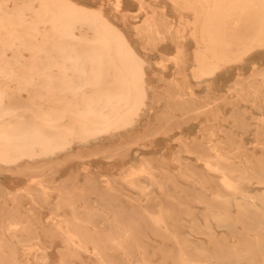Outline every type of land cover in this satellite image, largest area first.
Wrapping results in <instances>:
<instances>
[{
    "label": "bare ground",
    "instance_id": "6f19581e",
    "mask_svg": "<svg viewBox=\"0 0 264 264\" xmlns=\"http://www.w3.org/2000/svg\"><path fill=\"white\" fill-rule=\"evenodd\" d=\"M170 1L192 15L182 29L169 27L164 15L147 13L143 4L146 17L135 27L145 49L170 35L179 43H194L191 53L179 44L174 56L158 63L163 72L170 63L178 68L169 81L157 77L167 83L166 90L154 84L146 54L101 8L71 0H0V175L50 170L35 181V192L29 186L11 192L0 182V197L15 199L24 192L33 204L16 207L7 218L6 231H14L11 239L18 243L12 249L11 239L0 236V264H49L52 246L42 244L38 234L45 230L63 243L56 264H75L82 255L94 258L93 264H264V164L255 172L242 163L247 158L229 155L214 124L202 125L206 132L199 137L177 138L180 148L170 159L178 163L176 172L165 155L130 161L119 180L146 199L145 204L139 198L130 202L134 214L113 212L122 208L114 204L122 193L110 181L99 187L90 177L86 188L55 179L60 163L95 156L89 150L94 143L131 133L160 104L155 127L151 124L145 136L174 128L176 113L189 111L197 97L194 86L212 90L216 78L264 50V0ZM252 70L247 78L238 72L233 86H241L242 97L264 98V68L253 63ZM234 88L229 93L239 89ZM256 99L252 104L261 109L264 101ZM205 111L219 114L208 107L195 118ZM256 127L264 150V125ZM127 146L123 157H129ZM192 156L203 163L204 172ZM210 173L218 175L224 193L220 188L213 192ZM255 180L261 189L251 187ZM182 182L190 188H180ZM170 187L178 194H168ZM192 203L205 205L202 220ZM42 209L54 217L43 222L34 215ZM215 228L233 237L241 228L238 243L214 238ZM200 234L210 237L208 247L194 239ZM152 237L160 241L157 246L150 244ZM17 246L27 248L23 254L33 262L19 260ZM214 258L218 262L210 261Z\"/></svg>",
    "mask_w": 264,
    "mask_h": 264
},
{
    "label": "rangeland",
    "instance_id": "374dc122",
    "mask_svg": "<svg viewBox=\"0 0 264 264\" xmlns=\"http://www.w3.org/2000/svg\"><path fill=\"white\" fill-rule=\"evenodd\" d=\"M71 1L89 8H101L103 12L111 19V21L124 31L128 39L138 50V52L140 54H146L152 64L150 69L151 73L152 75H155V78L153 79L154 84L158 85V87L161 89L165 88L167 90V83L159 82L157 77L163 75L164 79L166 81H169L177 74L178 68L170 63L167 65L166 70L163 72L161 71L158 63H160L162 59L174 56L176 53V48L179 44H183L188 53H191L194 49V43L192 42V40L184 39L181 43H179L178 41L173 39L172 35L168 36V39L156 44L154 47L149 46L147 47V49H145L144 39L135 31V27L141 25L146 17V12L140 11L142 4L145 6V11H147V13L155 11L158 15H164L165 20L168 21V23L170 24L169 27H171L172 29H182L184 26L182 25V23L191 20L192 15L189 11L176 7V5L170 0ZM116 4H119L118 8H116ZM253 63H257L259 67L264 68V50L258 51L250 58H247L246 61L241 64V66H239L240 70L237 69V67H232L227 72L220 75V77L216 78L214 88L212 90H207L205 87L197 88V86H194V92L196 93L198 98L195 97L194 102L189 104V111L176 113V118L173 121L174 123L171 124V126H173L174 128H163L160 129L161 132H159L158 134H151L152 136L150 135L148 137L145 136L146 130L150 128L149 126H151V124H155V116H157V112H161L163 104H160L158 105L156 112L147 114L143 118L142 122L138 125V127L131 133L123 136H114L112 138L104 139L100 142L94 143L89 150H94L95 152H97L95 156L88 157L83 160L69 158L68 161L60 163L54 169V175L56 177L55 179L67 183V186L78 185L85 186L86 188L88 187V185H85V181L90 177L96 183H98L97 185L99 187L103 185L105 186L107 181H110L122 193V196L117 197L116 201L114 200V204L122 208L115 209L113 210V212H121V214L122 212L134 214L136 211L131 209L132 205L130 204V202H132L133 204L134 201L139 198L141 200V203L145 204L146 199L143 196L140 197L137 190L128 186L122 180H119V174L129 169L131 160H136L135 164H137L139 162V158L141 157H158L162 155H165L169 160L167 164L170 166L171 170L174 172L178 171V163L170 160L171 157L176 153L178 148H180V145L177 143V138L181 135H184L189 139H192L196 136L199 137L201 132H206L205 129H202V125H204L205 123L214 124L215 126L219 127L216 128L215 131L220 134L219 138L224 142L222 147L229 151V155L237 158L238 160L239 157L241 159L247 158V161H242V163L248 164L255 172H259L258 166L264 164V150L263 145L259 144L262 137L256 136V132L259 130L256 126L258 124L264 125V121L261 120V118H264V103H262L261 109L259 107L257 108L253 106L252 101L256 98H251V96L242 97L243 94L241 93V86H233L238 72L242 75L243 78H247L253 73ZM247 83L248 82H246V84ZM255 84L258 83L255 82ZM230 87L239 89L229 93ZM261 90L264 92V88ZM170 92H175V90L170 88ZM256 100L258 102H262L264 101V98L261 97L260 99ZM192 107L197 108V111L207 109L208 107L217 108L219 110V114L205 111L198 119H196L195 113L197 111L192 112L190 110ZM216 115H218L219 117L214 120L212 116ZM210 119L212 120L211 122ZM241 125H244V127L242 128ZM128 142H132L133 144L127 146L126 144ZM125 146L129 148V152L126 153L129 157H123L122 155ZM191 148L196 149L197 146L192 145ZM74 150V153H76L79 149L77 148ZM192 160L193 163L198 165L204 172L203 163L199 161L197 162L194 159V156H192ZM238 160L236 161L237 164H239ZM158 164L159 162L156 161L154 165L157 166ZM43 173L50 174V170L46 169L45 172L33 170L25 173H6L0 175V182L3 183L9 190H11V192H15L19 189L22 190L27 186H29L28 188L31 191L35 192V181H39L40 179H42ZM210 176H214V179L210 177L215 182L213 183V192H218L220 188V192L224 193L225 191H223V189L219 185V182H217L218 180L216 178L218 177V175L215 173H210ZM181 185V187L180 184L178 186L180 188L189 187L183 182L181 183ZM6 187L5 189H7ZM251 187L253 189H261L263 185H260L255 180L254 184ZM170 188L172 189L168 194L174 196L178 194L173 191V187ZM155 194L160 195L162 193L157 191V193ZM53 196H55V194H52V197ZM36 197L37 201H41V196L37 195ZM208 200L212 202L211 199H207L205 201ZM19 206L21 208H31L33 206L29 194L24 192L18 193L15 196V199H12V196L9 195L0 197V236H6L11 239V235L14 234V231L10 235L6 231L5 223L7 218L10 215H13V209L15 211L16 207ZM192 206V211L197 212V218L202 220L201 213L204 212L205 205L199 203H195L193 205L192 203ZM34 212V215L38 216L39 219H41L43 222L54 217V215L47 209L36 210ZM239 229V234L233 237L230 236L229 232L226 229L215 228L216 236H214V238H229L232 240L233 244H236L238 243V236L240 237V232L242 231L241 228ZM38 234L41 238L42 244L52 246L49 250L51 260L49 264H56L59 259L57 249L63 244L61 239L59 237L50 238L49 233L46 230L45 233L43 231H40L38 232ZM209 238L210 237L206 234H200L195 235L194 239L201 241V243L208 247L210 244ZM9 242H11L12 244V249H14V245H17L18 243L14 241L13 238ZM149 242L150 244L153 243L154 246H157L158 243H160V241L156 240L154 237H152V240H150ZM20 243L25 245L27 244V242ZM15 249L16 252L19 253V260H21L22 262L26 260L33 262L34 257H32L31 255L27 257L23 254L24 251L27 252V248L23 246H17ZM153 259L155 261L158 260V258H152L151 260ZM82 261H88L89 263L93 264L94 258L88 259L86 256L82 255L81 260H76L75 264H83ZM210 261L218 262L216 258L211 259Z\"/></svg>",
    "mask_w": 264,
    "mask_h": 264
}]
</instances>
